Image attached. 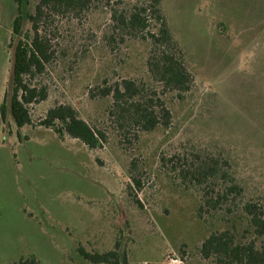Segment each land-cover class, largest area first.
<instances>
[{
	"label": "rangeland",
	"instance_id": "374dc122",
	"mask_svg": "<svg viewBox=\"0 0 264 264\" xmlns=\"http://www.w3.org/2000/svg\"><path fill=\"white\" fill-rule=\"evenodd\" d=\"M37 1L0 0V103L9 83L12 21L18 8L32 13ZM137 1L92 0L87 11L46 19L47 96L29 105V124L0 120V264L28 256L42 264H89L79 247L102 252L116 240L129 264H236L201 249L222 230L234 241L262 245L238 198L199 211L207 184L184 182L180 173L205 156L226 162L242 200L264 211V0H161L193 77L182 95L151 80L149 42L113 29L112 10ZM123 78L163 100L165 125L120 127L109 112L111 93L100 90ZM59 103L105 133L101 146L89 149L40 124Z\"/></svg>",
	"mask_w": 264,
	"mask_h": 264
},
{
	"label": "trees",
	"instance_id": "16d2710c",
	"mask_svg": "<svg viewBox=\"0 0 264 264\" xmlns=\"http://www.w3.org/2000/svg\"><path fill=\"white\" fill-rule=\"evenodd\" d=\"M91 2L92 0H38L32 13H22L18 8L12 21V61L8 88L0 103L1 122L8 123L10 117L18 128L29 124V105L43 101L47 96L43 76L52 50L49 37L43 32L46 19L74 10L87 11ZM111 17L116 21L113 29L118 28L120 33L149 42L146 67L154 83L176 91L178 95L189 90L193 77L184 65V53L167 24L161 0H138L129 8L113 9ZM26 22L30 23L29 28L25 27ZM100 92L101 96L111 93L112 105L109 112L116 115L122 128L136 126L139 130L151 131L158 124L165 125L168 121L169 112L163 100L153 98L151 93L154 92L132 79L123 78L113 86L102 87ZM40 124L53 129L59 138L67 135L78 139L89 149L101 146L106 139L102 130L86 122L69 103L49 107ZM17 134L19 135L18 129ZM205 157L203 160L188 162V168L180 173L184 182L195 180L198 184H207L203 194H200L202 203H199V211L206 206L216 209L217 206L235 204V199L238 198L247 226L256 238L263 239V243L256 246L253 240L237 242L228 230H222L217 234H210L203 241V253L223 255L236 264H264L263 209L256 203L242 200L241 188L233 179L226 162ZM132 180L140 189L139 181L134 178ZM213 183L216 184L212 185ZM135 201L140 203L136 198ZM120 242L116 240L112 249L102 252L86 251L82 247L78 248V252L89 264H129L124 250L119 249ZM8 264L42 263L34 256H28Z\"/></svg>",
	"mask_w": 264,
	"mask_h": 264
}]
</instances>
